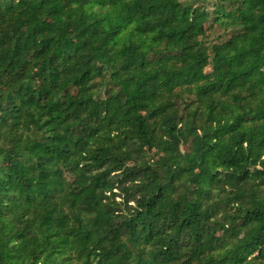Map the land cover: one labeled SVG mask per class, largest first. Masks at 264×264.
Wrapping results in <instances>:
<instances>
[{
	"label": "trees",
	"instance_id": "1",
	"mask_svg": "<svg viewBox=\"0 0 264 264\" xmlns=\"http://www.w3.org/2000/svg\"><path fill=\"white\" fill-rule=\"evenodd\" d=\"M0 264H264V0H0Z\"/></svg>",
	"mask_w": 264,
	"mask_h": 264
},
{
	"label": "rangeland",
	"instance_id": "2",
	"mask_svg": "<svg viewBox=\"0 0 264 264\" xmlns=\"http://www.w3.org/2000/svg\"><path fill=\"white\" fill-rule=\"evenodd\" d=\"M182 1H187V0H182ZM213 40H216V36L213 38Z\"/></svg>",
	"mask_w": 264,
	"mask_h": 264
}]
</instances>
